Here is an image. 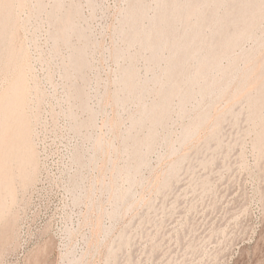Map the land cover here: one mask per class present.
<instances>
[{"label": "rangeland", "instance_id": "1", "mask_svg": "<svg viewBox=\"0 0 264 264\" xmlns=\"http://www.w3.org/2000/svg\"><path fill=\"white\" fill-rule=\"evenodd\" d=\"M24 1L0 88L27 68L38 173L0 264H264V0Z\"/></svg>", "mask_w": 264, "mask_h": 264}, {"label": "bare ground", "instance_id": "2", "mask_svg": "<svg viewBox=\"0 0 264 264\" xmlns=\"http://www.w3.org/2000/svg\"><path fill=\"white\" fill-rule=\"evenodd\" d=\"M159 1L166 2V0H159ZM216 1H222V0H216ZM167 2L173 5L171 11L174 12L177 6L176 0H167ZM24 3H25L24 0L18 1L17 3L14 2V0H0V48L3 45L6 46L5 44L7 39H9L10 42H13L12 39L17 36L16 10L22 8L24 6ZM194 10L198 11L199 8L195 7ZM135 14H136V8H133V10L129 15V19H132L135 16ZM166 18L167 16L165 14L160 17L158 21L159 28L156 32V35L161 36L162 33L161 28L166 23L167 21ZM251 18L252 17H249L246 20L244 29H242L241 31H234L230 36L225 38L223 41H220L219 46L224 45L226 47L230 43L236 44L240 38L248 36L251 33L250 32L251 31L250 27L252 22ZM206 19L207 17L201 15L199 19V23L190 28L191 32L193 33L191 36L192 38L191 42L193 40H199L201 38V29H199V26L201 23H204ZM213 21L214 23L220 22L221 18L215 16L213 17ZM65 32L66 29H63L62 34H64ZM139 33L140 30L137 27H135L133 29V32L130 34V38H129L130 41L136 39ZM149 35H150L149 31L147 30L145 37H149ZM167 39L160 41L159 50L167 44L168 42ZM178 44L181 46L180 43ZM179 45L177 46V50L180 49ZM216 48L217 46H215V44L212 45L207 57L200 60V65L210 66L211 68L217 66L219 55ZM159 50L157 51V53L159 52ZM11 51L13 53L14 48H12ZM19 51L22 52L21 50ZM187 58L188 56L185 55L181 62L185 61ZM17 61L15 62L17 63ZM23 69L24 70H21L18 73L16 72L17 71L16 69L15 72L17 74L14 73L16 76L14 79L12 78L13 81L9 76L11 82L9 84L7 83V85L3 87L2 90H1L2 87L0 88L1 90L0 91V257L2 256L3 252L12 243H15L16 241V236H17L16 226L18 222L17 221L18 214L13 210L14 209L13 207L15 206L16 203L17 187L18 185L22 187H26L28 184L32 183L35 180L38 173L37 150L34 145L35 143L33 139L34 131L32 127V122L34 119L37 118V115L36 114L32 115L33 112L31 113L29 111L30 105L27 102L28 99L31 97L30 96L28 98V96L31 94L32 89H29L30 87H28L29 85H27V81H26V77L28 76L27 74L28 72H26L27 68L24 67ZM13 71L14 70H12L11 72ZM12 76L14 77L13 73ZM197 78L198 76L195 75L191 78V81H196ZM124 84L127 87L133 85L132 72H130L125 77ZM175 91L176 89L173 86L167 88L163 92L164 94L162 95L161 103H158L156 106H154L153 110L155 111L160 108L164 109L168 104V99L170 95L173 94ZM210 91L211 89L209 87H206L204 89L205 93H209ZM142 112H144V109H142ZM204 117L205 114H202L198 120L201 121ZM197 124H199V122ZM189 132L190 130L187 131L188 134ZM142 163L143 161H141V164ZM122 197L125 198L126 194H124ZM39 256H40L39 251H35L34 253H32L30 255L28 264H36L38 262Z\"/></svg>", "mask_w": 264, "mask_h": 264}]
</instances>
